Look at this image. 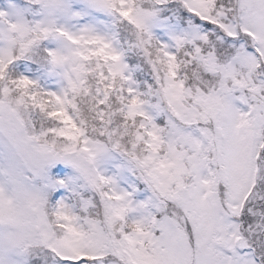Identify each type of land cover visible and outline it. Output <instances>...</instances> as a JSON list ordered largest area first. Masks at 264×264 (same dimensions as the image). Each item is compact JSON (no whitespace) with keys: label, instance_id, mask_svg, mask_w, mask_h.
Wrapping results in <instances>:
<instances>
[{"label":"snow or ice","instance_id":"6c2138e0","mask_svg":"<svg viewBox=\"0 0 264 264\" xmlns=\"http://www.w3.org/2000/svg\"><path fill=\"white\" fill-rule=\"evenodd\" d=\"M0 264H264V0H0Z\"/></svg>","mask_w":264,"mask_h":264}]
</instances>
